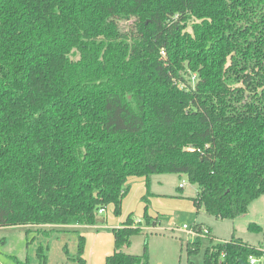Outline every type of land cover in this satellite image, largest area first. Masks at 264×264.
I'll return each mask as SVG.
<instances>
[{"label": "trees", "instance_id": "16d2710c", "mask_svg": "<svg viewBox=\"0 0 264 264\" xmlns=\"http://www.w3.org/2000/svg\"><path fill=\"white\" fill-rule=\"evenodd\" d=\"M159 174L185 176L218 220L264 195V0H0V227L105 224L98 210L119 217L128 179L144 178L141 219L111 229L104 264H149L146 245L124 249L169 220L148 213ZM206 238L201 264L263 257L264 244ZM84 245L77 234L64 255L87 264Z\"/></svg>", "mask_w": 264, "mask_h": 264}, {"label": "rangeland", "instance_id": "374dc122", "mask_svg": "<svg viewBox=\"0 0 264 264\" xmlns=\"http://www.w3.org/2000/svg\"><path fill=\"white\" fill-rule=\"evenodd\" d=\"M126 26V25H125ZM124 26V27H125ZM126 30V29H125ZM152 192L165 193L168 196L178 197L184 194L195 196L197 186L191 185L185 176L176 174H159L152 175ZM183 184L184 189L180 192L178 186ZM264 195L249 209L246 215L237 216L233 220H218L207 214L203 208L199 209L197 215L189 214L185 211L172 212V208L166 207L165 211H170L171 225L163 223L155 229H145L137 236L131 238V245L124 249V252L133 255H141L145 245L147 246V254L149 264H201L203 254L209 245L206 237L202 238L200 250L195 255H187L186 243L194 238L181 231L179 227L184 224L193 225V223H204L211 227V233L219 240H229L234 236L244 242H248L255 247H263L264 244ZM134 203V199H132ZM138 200L132 208L133 216L136 220H140L141 211L138 207ZM137 208L135 211L134 209ZM112 210L107 209L105 217L112 220ZM174 216V217H173ZM117 221V219H116ZM249 223L259 226V232L248 229ZM177 227V228H176ZM33 231H37L38 227H28ZM56 230H66L65 228H55ZM70 230L71 228H67ZM27 227H0V264H13V257L25 261L26 259L37 264L36 249L39 245L47 246L48 264H61L62 258L65 256L63 247L65 246L69 255H74L77 250V234L67 232L64 234H51L47 238L35 232L26 234ZM62 232V231H59ZM232 235V236H231ZM70 261V260H68Z\"/></svg>", "mask_w": 264, "mask_h": 264}, {"label": "crops", "instance_id": "0c3cea01", "mask_svg": "<svg viewBox=\"0 0 264 264\" xmlns=\"http://www.w3.org/2000/svg\"><path fill=\"white\" fill-rule=\"evenodd\" d=\"M152 177V176H151ZM149 178V191L151 193V197H149L150 201V206H149V215L155 216L156 214H169L170 211H165L166 207L172 208V212H180V211H185L189 214H194L197 215L200 210H196L195 207L192 204V201L190 198L195 197L190 194H182L178 196L177 198L174 196H168L165 193H155L152 192V187H153V182L152 178ZM128 184L130 186V191L128 195L123 199L122 201V212L119 217H114L112 220L110 218L106 217V223L102 225H95V226H43L42 228L45 229H50V228H65L66 230H57L55 234H64L67 232H73L76 231L77 234H80L84 237L85 239V245H84V251H83V258L86 260L87 264H104L105 257L107 255H110L113 251V237L111 233V229L117 228L120 226V224L125 220V217L129 214L132 213V208L135 205L136 201L138 200V207L141 211V214L138 216H142L143 212V203L140 201L141 197L145 195L146 189H145V179L144 178H129L128 179ZM180 186V185H179ZM178 186V187H179ZM182 190L184 189V186L181 188ZM181 190V191H182ZM197 192V191H196ZM195 192V193H196ZM134 199V203L132 201ZM261 199L259 197L255 201H253L249 208L252 207L253 205H256ZM264 203V200L263 202ZM110 208L112 210V206H108L105 210V213L107 212V209ZM135 211L137 208L134 209ZM244 214V215H246ZM174 217V216H173ZM117 219V221H116ZM170 216L169 220L167 221L166 225H171L170 222ZM193 224H202L206 228L209 229V232L211 236L213 237L214 240L216 241H229V240H219L213 236L211 233V227H208L204 223H193ZM67 228H71L68 230ZM147 229H155V228H147ZM62 231V232H59ZM232 236V235H231ZM232 238V237H230ZM248 243V242H247ZM249 245H252L248 243ZM255 246V245H252ZM61 264H76L73 261H68L66 256H64L61 260ZM49 262V261H48ZM48 264V263H47Z\"/></svg>", "mask_w": 264, "mask_h": 264}, {"label": "built area", "instance_id": "2783aa9c", "mask_svg": "<svg viewBox=\"0 0 264 264\" xmlns=\"http://www.w3.org/2000/svg\"><path fill=\"white\" fill-rule=\"evenodd\" d=\"M194 77L195 76H193V78ZM182 186H183V184L180 185V187H182ZM98 213L104 214L105 210L99 209ZM193 225L190 226V225L184 224L181 227H179V229H181V231L186 232L187 234L191 235L194 239L197 237L203 238V237H206L210 234L208 228H206L205 226L201 227L200 231H198L196 228H194ZM262 254H263V257L250 256L248 258L247 264H264V250H263Z\"/></svg>", "mask_w": 264, "mask_h": 264}, {"label": "water", "instance_id": "95a60500", "mask_svg": "<svg viewBox=\"0 0 264 264\" xmlns=\"http://www.w3.org/2000/svg\"><path fill=\"white\" fill-rule=\"evenodd\" d=\"M240 264H247L246 262H241Z\"/></svg>", "mask_w": 264, "mask_h": 264}]
</instances>
